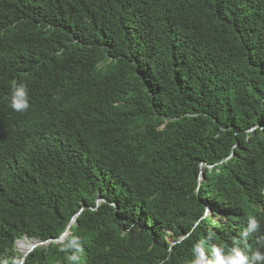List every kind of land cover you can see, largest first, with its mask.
Wrapping results in <instances>:
<instances>
[{"label": "trees", "instance_id": "16d2710c", "mask_svg": "<svg viewBox=\"0 0 264 264\" xmlns=\"http://www.w3.org/2000/svg\"><path fill=\"white\" fill-rule=\"evenodd\" d=\"M74 219L25 264H264V0H0V264Z\"/></svg>", "mask_w": 264, "mask_h": 264}, {"label": "clouds", "instance_id": "9594fccd", "mask_svg": "<svg viewBox=\"0 0 264 264\" xmlns=\"http://www.w3.org/2000/svg\"><path fill=\"white\" fill-rule=\"evenodd\" d=\"M10 107L14 111H17V112L27 111L28 108L30 107L29 100H28L27 86L25 84L17 83L16 81L12 82V91H11V96H10ZM101 201H103V200L99 199L98 204ZM208 213L210 214L209 208L207 209L205 217L207 216ZM248 221H249L250 226L247 229V231H255L258 228V222L256 221L255 217H249ZM28 238H30V237L28 236ZM34 238H37V237H34ZM30 239H33V238H30ZM259 239L261 241H264V237H261ZM63 240L60 242H63ZM40 247H43V246H40ZM70 250L72 251V255L68 256L67 259L69 261L78 260L79 259L78 254L83 251V249L80 246L79 237H72L70 242L61 248V251H65V252L70 251ZM212 251H213V255L215 256V259L209 260V259H207V257L204 254V251H203V241L197 243L194 247V252L197 253V256H196V259H194L192 261V264H249L250 258L244 251H234L233 249H231L227 254H224L223 250L221 248L217 247L216 245L212 246ZM251 259L253 261H264V254H262L259 250H257L255 252H253ZM20 262H21V259H20L19 263H17V264H20ZM4 264H8V262L5 261Z\"/></svg>", "mask_w": 264, "mask_h": 264}, {"label": "water", "instance_id": "95a60500", "mask_svg": "<svg viewBox=\"0 0 264 264\" xmlns=\"http://www.w3.org/2000/svg\"><path fill=\"white\" fill-rule=\"evenodd\" d=\"M74 222H75V220H73L72 222H71V224H70V226L68 227V229H67V231L62 235V237L60 238V239H58V240H52V239H50V240H40V239H38V238H34V240H35V243H34V245L27 251V252H25V253H23L22 254V258H21V262H20V264H24L25 263V261H26V258H27V256L30 254V253H32L36 248H38V247H40V246H44V245H47V244H49L50 242H52V241H55V242H60V241H62L63 239H64V237L69 233V229H70V227L74 224ZM26 237H28V236H26ZM24 239V238H23ZM23 239H21V240H23Z\"/></svg>", "mask_w": 264, "mask_h": 264}, {"label": "bare ground", "instance_id": "6f19581e", "mask_svg": "<svg viewBox=\"0 0 264 264\" xmlns=\"http://www.w3.org/2000/svg\"><path fill=\"white\" fill-rule=\"evenodd\" d=\"M35 243L34 238L29 239L28 237L24 238L23 240L17 242V249L21 254L27 252Z\"/></svg>", "mask_w": 264, "mask_h": 264}, {"label": "rangeland", "instance_id": "374dc122", "mask_svg": "<svg viewBox=\"0 0 264 264\" xmlns=\"http://www.w3.org/2000/svg\"><path fill=\"white\" fill-rule=\"evenodd\" d=\"M75 222H76V220H75ZM75 222H74V223H75ZM67 229H68V228H67ZM67 229H66V231H67ZM66 231H65V232H66ZM65 232H64V233H65ZM68 234H70V229H69V233H68ZM68 234H67V235H68ZM67 235H66V236H67ZM66 236H65V237H66ZM65 237H64V239H65ZM25 238H26V237H25ZM29 239H30V238H29ZM169 240H170L171 242H173L172 239H169ZM20 241H21V240H20ZM63 241H64V240H63ZM18 242H19V241H18ZM16 250H17V252H18L19 254H21V253L19 252V250L17 249V245H16ZM21 255H22V254H21Z\"/></svg>", "mask_w": 264, "mask_h": 264}]
</instances>
